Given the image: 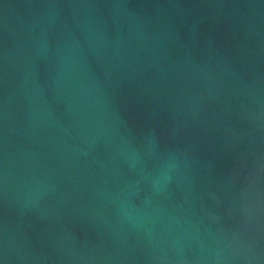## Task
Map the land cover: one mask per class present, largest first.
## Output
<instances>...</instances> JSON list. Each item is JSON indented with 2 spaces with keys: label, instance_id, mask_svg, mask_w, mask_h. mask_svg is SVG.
I'll return each instance as SVG.
<instances>
[{
  "label": "water",
  "instance_id": "95a60500",
  "mask_svg": "<svg viewBox=\"0 0 264 264\" xmlns=\"http://www.w3.org/2000/svg\"><path fill=\"white\" fill-rule=\"evenodd\" d=\"M0 264H264V0H0Z\"/></svg>",
  "mask_w": 264,
  "mask_h": 264
}]
</instances>
